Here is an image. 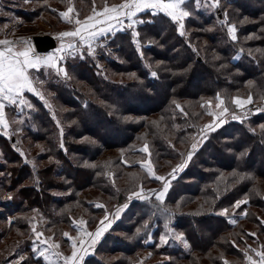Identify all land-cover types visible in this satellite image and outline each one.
Listing matches in <instances>:
<instances>
[{"label": "trees", "instance_id": "obj_1", "mask_svg": "<svg viewBox=\"0 0 264 264\" xmlns=\"http://www.w3.org/2000/svg\"><path fill=\"white\" fill-rule=\"evenodd\" d=\"M31 1L39 3L45 0ZM54 1L63 2L65 0ZM85 2L91 5L95 1L85 0ZM47 6L27 10L20 7L17 2L8 0L1 6V9L12 12L13 18L10 19V23L13 22V24L9 26L18 27L26 22H33L32 20L39 18L42 12L58 16L60 12L57 9L48 4ZM83 8L80 6L79 10ZM252 8H254L252 17L260 16L264 21V0H252L250 3L248 0H222L221 7L211 16L206 17L205 12L196 11L197 19L202 20L197 24L201 26L210 21L216 24L214 30L208 32L211 48L203 47V50L210 51L211 54L208 56L213 64H217L219 57L225 56L226 62L231 68L242 69L245 73L262 80L260 77L264 73L262 68L259 70L258 65L254 63V58L249 56L246 48L239 46L237 40L229 35L228 25H237L236 21H238L237 15H234L235 13L232 11L236 10L247 16ZM222 10L227 11V14ZM223 17L226 21H222ZM14 18L21 22L15 23ZM145 18L147 20H144V24H141L137 30L138 36L135 34V29L120 27L122 29L105 36L106 38L102 37L106 42L104 49L110 52L108 55L105 50H98L99 55L93 57L90 53L95 48L92 49V47L93 45L97 47L100 42L93 43L92 46L86 45V49L84 48L81 53L71 52L66 56L62 63L66 76H60L53 70L47 73L43 70L38 73V76H46L44 91H46L47 95H45L48 101L43 102L35 95L28 96L30 109L24 113V120L20 123L22 134L19 138L23 143L30 141L29 148L31 149L41 145L43 151L36 157L37 162L41 163L48 159L51 161L54 159V161L42 169L38 170V167L35 169L31 163L26 161L27 159L20 157L21 154L16 151L21 146L16 136L6 139V141L0 140L3 150V158L0 160L2 176L0 189L11 195V199L8 200H1L4 197L0 195V223H6L8 216L14 217V222L9 227L7 226L8 232L14 235V238H18L19 235L13 232L16 228L21 230L25 228L26 219L20 215L29 213L34 206L38 207L34 198L46 196L53 200V203L61 205L62 208L66 207L67 203H72L76 200L71 194L72 184L78 181L76 178L79 172L86 173L84 170L88 168L89 164L97 163L104 150L129 149L136 139L132 137V129L136 133L139 130L134 125L143 119H148L152 114H160L163 119L160 123L165 122L168 129H171L172 134L175 135V140L172 142H168L165 137L160 139L158 145H161V157L164 160L168 158L171 160L180 159L179 140L181 142L182 140L179 138L184 140V136L189 131L182 124L185 121L183 114L173 110L176 109L174 104L168 105V103L175 101L174 99H179V101L197 100L203 96L214 95L220 88L213 82L215 79H219L215 73H210L204 65L206 62L204 53L207 52L203 53L196 42L192 43L181 35L177 24L169 16L150 14L149 18ZM143 33L144 35H142ZM238 36L241 38V34ZM151 61L170 66V69L166 66L170 74L164 75L165 71L163 72L161 68L159 70L152 69ZM101 65L105 66L100 68ZM175 70L186 71L184 79L180 80L179 91H176L177 82L173 83ZM153 73L155 76L152 75ZM137 74L139 79H137ZM115 75L116 78H114ZM120 75L121 79H119ZM126 76L127 78H125ZM169 79L172 82L166 84L167 87L164 90V82L166 83ZM176 80L179 82V78ZM261 83L263 85V81ZM166 90H169V93ZM66 107L69 109L68 111H65ZM256 118L264 123V114H260L254 119ZM218 132L214 139H211L208 147L213 150V155L208 156L207 159L199 158V154L193 157L187 170L173 182V190L175 187L177 189L183 185L184 191L180 195L188 197L202 196L206 193L215 195L213 197L214 207L203 214L179 213L168 209L165 203L170 201V197H167L162 203L154 198L155 195L153 198L151 196L140 201L133 200L132 195L137 188L132 183L128 186L123 184V179L127 178L115 167L129 171L142 169L137 162L129 163L127 161V158L135 155L134 153L138 155V152L135 150L132 154L125 152L122 156L115 158L111 167L112 170L118 171L117 180L121 181L120 185L112 186L109 181L99 177V188L103 192H111L110 195L107 193V196H111L113 199L104 200L106 206L102 207H97V202H86V207L92 213L98 214L106 212L105 208L111 203L113 206L126 205L127 208L122 212L119 220L116 218L117 221L106 233L97 249L96 256L90 258L85 264L97 261L99 264H106L98 258V254L104 251L102 247L109 249L111 254L121 253L128 248L129 250L127 249L125 252L128 255L132 254L134 250L131 245L117 233L129 232L138 248L154 249L158 247L161 233L165 232L164 229L169 223L175 233L180 231L184 235V239L187 237V242L192 244V247H195L194 244L201 243V231L199 230L201 227L207 229L213 238H220L222 235L233 232L236 235L233 236V239L236 241L240 240V237H237L238 234H248L249 227H255L257 234L261 236V245H263L264 211L261 213L257 209L264 210V194L256 195L253 202L251 200L245 203L240 210H236L238 214L234 215V218L223 214V210L232 209V203L239 200L241 196H237V193L242 192L248 185H244L240 191L242 183L248 180L247 176L250 172L254 171L256 175L264 178V142L260 140L264 138V132L259 131L261 136L258 137L259 134H256L254 128L251 130L250 127L240 124H230ZM218 137L233 138L237 156L228 157V155L218 153L219 149L216 147L218 144L213 142ZM252 138L255 140L253 141L254 145L249 147L248 141ZM258 138L260 139L258 140ZM174 145L176 150L167 151L168 146ZM107 163L109 164V162ZM105 164L94 166L95 174L104 172V168L107 166ZM209 168L213 170L209 171ZM216 171H237L242 178H239L238 182L237 179L230 177L229 181L235 186L231 191H228L227 185L232 184H228L227 180L223 182L217 179ZM44 175L52 177L53 180L56 179L55 184L47 182L45 185L42 179ZM193 178L196 180L192 181ZM212 179L213 187L210 188V191H208L209 189L205 192L199 190V186L209 184ZM65 180L67 182H64ZM57 181H63L64 185ZM106 183H108V187ZM114 187L116 190L113 189ZM52 190L65 192V194H51ZM245 211L246 214H244ZM60 216L61 213L58 212L52 216L46 215L49 221L45 225V230L55 226L58 222L64 223L66 219L64 220ZM233 221L235 222L233 223ZM184 222L187 223L184 224ZM6 233L5 228L0 230V240L5 237ZM249 236L252 237V235ZM224 237V242L217 244V241L214 240L211 244L224 245L227 254L230 251L235 255L233 245L235 241L227 236ZM169 239V243H166L169 256L183 261L190 259L192 253L186 252L175 235ZM24 251L28 250L24 249ZM238 255L239 258H242L240 253ZM32 261L43 264L41 259H32Z\"/></svg>", "mask_w": 264, "mask_h": 264}, {"label": "rangeland", "instance_id": "obj_2", "mask_svg": "<svg viewBox=\"0 0 264 264\" xmlns=\"http://www.w3.org/2000/svg\"><path fill=\"white\" fill-rule=\"evenodd\" d=\"M72 1L73 0L55 2L54 0H45L44 2L38 3L32 2L31 0H13V2H17L20 7H24L27 10L45 7L47 6V4L54 9H57L60 13L68 12L69 8L72 9L71 12H68L67 18L63 17L60 13H58V16H53L42 12L39 15V18L37 17L32 20V23H34L35 26L32 32H29L30 35L32 33H41L45 31L56 34V37H59V41L61 44L59 46V51H63L64 56L66 54L68 55V50H66V48L74 46V48L78 51L79 49H81V44L83 45V49L85 48V42L88 44L87 46H92L90 43H94L95 41H97V43L100 42L97 47L93 45L92 49L97 48V50H105L104 46L106 42L103 39L106 38L105 36H107V34H113L119 29H122L120 28L121 26L123 28H126L127 25L128 28L135 29V34L138 36L137 30L139 26H141V24H144V20H147L145 17L149 18L150 14L166 15L164 12H160L158 8H142L137 11L135 8L121 9L120 7H118L122 4L128 3L129 0H94L95 2H92L91 5L86 4L85 0H75V3H72ZM221 2L222 0H189L187 1V5L183 6L182 8L183 10L186 8L184 11H187L189 15L178 20L172 19L177 24L178 31L181 35L185 36V38L192 43L196 42L197 46L201 48L203 53L204 51L207 52L204 53V55L206 56V62L204 65L209 69L210 73H215V75H217L219 80L215 79L213 84H218V88H220L219 91H217L214 95L203 96L200 97V99L198 98L197 100L194 99L179 101V99H174L175 101H169L168 105L174 104L173 106H175L176 108L173 110H177L179 113L181 112V114H183L182 116L183 118H185V121L182 122V124H184L185 128L189 131V133L184 136V140L182 138H179L182 140V142L179 140L180 159L171 160L168 158L167 160H164L161 157V145H158L160 139H164L165 137L168 142H172L173 140H175V135L172 134L171 129H168L165 122L160 123V121H163L161 115L158 113L152 114L150 117H148V119H143L138 124L136 123L137 125H134L139 129L137 133L134 131V129H132V137L136 138L135 141H133L134 145H130L129 149L121 148L114 150H104L98 162L94 163V165L89 164L88 168L84 170V172L86 173L79 172V175L76 178L78 181L72 184L73 191L71 194L74 198H76V200H74L72 203H67L66 207L62 208L61 205L53 203V200H50L46 196H37L36 199L34 198V202H36L38 207L34 206L32 208V211H30L29 213L20 215L24 216L26 219L25 228L22 230L18 228H16L14 231L12 230L13 232L19 234L18 238L20 239L14 238V235H11V233H9V230L7 229L6 223L7 221H9L8 218H14L13 216H8L6 223H0V230H3L5 228L7 232L5 234V240H0V248L4 249L3 254L5 257H7L10 252L11 257L9 260L15 261L17 258H19L20 255L16 254L17 250H21V253L24 254L21 264H33L34 262H31L32 259L34 260L37 256V244L55 246L58 252H63L65 255H69L71 253V247L69 245V241H67L66 239L69 234H72V237L75 236V240L80 244L81 242H89L88 238H92V240H95L97 235L95 236L94 232H96L98 228L102 230L106 228L105 230H107L111 225V221L117 218L123 212V205L113 206V203H111L105 208L106 212L98 214L92 213V211H90L86 207V202H97L96 206L102 207L103 205L106 206V202L104 200L113 199V197L107 196V193L109 192H103L102 189L99 188V180L101 179V177H103V179L105 181H109L112 186L114 185L115 187H118V184L120 185L121 181L117 180L118 171L112 170L111 166L114 162L113 160L119 156H122L125 152L127 154H132L133 150L137 151L138 155L134 153L135 155H131L129 158H127V161H129V163H131L132 161L137 162L142 169L129 171L127 169L120 170L118 167H115V169L119 170L121 174H125L127 178L123 179V184H127L128 186L132 183L137 188L132 197L139 194L143 188H147L152 192V198L155 195L154 198L161 203L164 202L167 197H170V201H167L165 203L166 207L179 213L182 212L189 214H203L204 212L210 211L214 207V194L206 193L202 196L197 197L180 195V193L184 191V189L182 188L183 185L179 186L180 188L177 189L175 187V189L173 190V182L187 170L188 166L192 162L191 159L193 157L199 154V158L207 159L208 156L210 157L211 155H213V150L208 149L209 144L211 142V139L213 140L214 136L219 133L218 131L224 129V127L230 124H240L242 126L250 127L251 130L252 128H254L256 134H259V131L264 132V123H262L263 121L257 118L254 119L257 116H260V114H264L263 108L261 107L260 110L255 112L248 111L251 106L260 105V102L262 101V98L264 96V73L261 74L260 77L262 78V80H260L259 78H255L251 74L245 73V71H243L242 69L231 68L227 64L225 56H222L221 58L219 57V60L217 59V64H213L209 60L208 56L211 54L210 51L203 50V47L205 46L207 48H211V44L208 38V32L214 30L216 24L215 22L210 21L209 23L200 26L197 23L202 22V20L197 19L198 17L196 14L199 11L205 12L206 17L211 16L214 12L216 13V10H218L219 7H221ZM248 2L250 3L252 2V0H248ZM80 6H83L84 8L79 10ZM106 8L108 9V11H105ZM113 8H115L116 11H112ZM253 9L254 8H252V10L248 12L247 16L238 13L236 10L232 11L235 13L234 15H237L236 19L238 21H236L237 25H228L230 31L229 35L232 38L233 36H235L234 40H237V44L246 48L249 56L254 58V63L258 65V69L261 70L262 68L264 72V21L261 20L262 18L260 16L256 18L252 17L253 15L251 14ZM222 12L227 14V11L225 10H222ZM129 13L132 14L130 15ZM77 21H80V23L78 24ZM222 21H226V19L223 17ZM14 22L17 23L21 21L14 18ZM11 24H13V22ZM181 24L183 25V28L180 27ZM77 29L80 30L79 36H61L62 33L74 32ZM93 33L95 35H93ZM240 34L241 38H239L238 36ZM142 35H144V33ZM85 36L87 37V39H81V37L84 38ZM60 37L62 38L60 39ZM102 40L103 43H101ZM80 52L82 51L80 50ZM108 52V50L105 52L106 55H108ZM57 56H59V54H57ZM104 66L105 65H101L100 68H103ZM150 66L152 67V69L157 70L161 68L163 72L165 71L164 75H168L169 73V70H167L166 66L169 69L170 66L165 65V63L151 61ZM185 72V70L176 71V74H174L173 76V83L176 84L177 82L176 91H179V88L181 87L180 80L184 79ZM116 77L117 76L115 75L114 78ZM35 78L37 84L40 86L43 92V96L41 95L40 99H42L41 97H43V102L48 101V99L46 98V91H44V82L47 81L46 76H37ZM121 78L122 77L120 75L119 79ZM125 78H127V76ZM177 78H179V82L176 80ZM137 79H139L138 74ZM261 81H263V85ZM170 82H172L171 79H169V81H167L166 83L164 82V90L167 87L166 84ZM166 91L169 93V90ZM26 104L27 105L24 108V113L30 109L29 101H27ZM185 108L188 109L189 112ZM68 110L69 109L66 107L65 111ZM17 125L19 130L13 129V131L15 132V135L19 139L21 145L16 149L21 154L20 157L27 159L26 161L31 163L35 167V169L38 167V170L46 167L48 164L53 162L54 159H52L53 161L48 159L41 163L37 162L36 157L43 151V148H41V145H38L35 148L31 149L29 148L30 141L29 143H23V141L21 142V139L19 138V136L21 137L22 134L19 132L21 131L20 124H15L14 127ZM232 132L234 133L235 130L233 129ZM259 136L261 135L259 134L258 137ZM259 139L260 138H258V140ZM260 140L264 142V138ZM253 141H255L254 138L248 141L249 147L254 145ZM213 142L218 144V146H216L219 149V151H217L218 153L228 155V157L237 156V148L236 144L233 142V138L224 139L218 137ZM167 149V151H169L170 149L176 150L175 145L168 146ZM2 158L3 153H0V159ZM107 162H109V164ZM104 163H106L105 165H107L104 168V172L95 174L96 171H94V166H99ZM208 170L212 171L213 169L209 168ZM91 173L93 174L91 175ZM215 173H217V179H220L223 182L227 180L228 184L231 183L229 181L230 177L232 179H237L238 182L240 181L239 178H242L241 174L237 171H216ZM1 177L2 176L0 174V178ZM158 177L162 179H158ZM247 178L248 180H245L244 183H242L240 191H242L244 185H248L242 192L237 193V196L240 195L241 197L238 201L232 203L233 208L228 209V211H226L228 213L223 210V214H227L228 216L233 217L234 215L238 214L236 213V210H240L245 203H248L251 200L253 202V200L256 198V195L261 196L264 194V178L256 175L254 171L250 172ZM42 179L45 185L47 184V182L53 184H55L56 182V179L53 180L52 177L45 175ZM194 179L195 178L191 180L194 181ZM57 182L63 184V181ZM64 182H67V180H65ZM107 184L108 183H106V186ZM231 184L232 185H227L228 191H231L234 188L233 186H235L233 183ZM165 186H167L166 191ZM115 187L113 188L114 190H116ZM211 187H213V179L209 184H203L202 186H199V190L201 189L202 192H205L209 189L208 191H210ZM171 190L173 191L171 192ZM244 191H246V193H244ZM50 193L56 195L65 194V192H61L58 190H52L50 191ZM161 193H163L162 199L158 198ZM242 193L243 195H241ZM110 194L111 192L109 193V195ZM0 195L4 197V200L11 199L9 197L11 195H9V193L7 192H3L1 189ZM238 203L239 207H236ZM120 207L122 208L120 209ZM257 210L261 213L264 211L262 209ZM57 212L61 213V218H63L64 220L66 219L65 222H54L57 223L55 224V226L45 230V225L49 221L46 218V215L52 216ZM244 214H246V211ZM166 221L170 222L169 220ZM81 222L85 223L83 225L88 229V231H86L88 233V236L81 233H76L75 235L77 226ZM186 223L187 222H184V224ZM169 227H171V225ZM199 230L201 231L200 236L202 240L199 245L194 244L195 247H192V244L187 242V237H185L184 239V235L180 231L179 233H175L174 231H172L171 235L182 237V239H179V242L184 246L186 252L192 253L190 259L184 261L169 256V249L166 247V243L169 237L166 238L161 236L159 239L160 242L158 244V247L145 250L138 248L135 245L136 243H134V240L131 237V233L129 232H125V234H117L124 238L127 243L131 245L132 249L134 250L132 254L128 255V253L125 252L128 248L123 250L124 252L122 251L121 253L111 254L109 252V249H105L102 247L104 251H101L100 254H98V258L106 264H250L252 258L259 257L258 255L255 256V254L264 253V238L262 240L263 245H261V236L257 234V229H255V227H249L248 230V234L252 235V237L248 234H238L237 237H240L239 241L233 239V236H236L233 234V232L227 235H222L220 238H213V236L210 235L209 231L204 227H201V229ZM223 236H227L228 238L235 241L233 242L236 252L235 255L231 254L230 251H228L227 254L224 245H216L215 243L211 244V242H214V240L217 241V244L219 242H224L225 237L223 238ZM128 241L131 243H129ZM24 249L28 251L25 252ZM30 252H36V254L31 256ZM239 253L241 254L242 258H239ZM5 257L4 260L6 259ZM249 257H251V260L249 259ZM3 263H6V261ZM12 264L17 263L13 262ZM92 264L99 263L97 261Z\"/></svg>", "mask_w": 264, "mask_h": 264}, {"label": "crops", "instance_id": "obj_3", "mask_svg": "<svg viewBox=\"0 0 264 264\" xmlns=\"http://www.w3.org/2000/svg\"><path fill=\"white\" fill-rule=\"evenodd\" d=\"M187 1H189V0H184V4L181 5V8H183V6L187 5ZM5 2L6 1L1 2V0H0V18H1V20H0V40H8V41L12 42L8 46H11L14 51H22L26 47H30L31 51H32L33 48H35L34 44H33V40H32V38L34 36L47 35L48 34V35L56 37V34L46 32V31L41 32V33H32L30 35L29 32H32V30L35 26L34 23H32V22H26V23H24L18 27L9 26V25H12L10 23L11 22L10 19H12L13 14L10 10H2L1 9V6ZM146 9H151V8H146ZM158 10L160 12H164L161 9H158ZM126 27H128V26L126 25ZM56 38L58 40L57 48L50 51V52L45 53V56H44V57L52 56L53 60L48 64L41 63L37 67L30 68L28 70L29 75L32 78L33 87H34L35 91L25 90L20 97L16 98L17 103H15V104H11L8 101L2 102L4 105V109H3L4 120L7 121V127H5L3 123H0V140L6 141V139H9L8 133L10 130H13V129L19 130L18 125L15 126L16 128L14 127V125L20 124L24 120V117H25L24 116V108L27 105L26 104L27 101H29L28 96L29 95H35V96H38L39 98L41 95L43 96L42 89L37 84V81L35 78L38 76L39 72L44 70L45 73H47L48 71L53 70L56 73H58V75H60V76H66L65 67L62 65V63L65 60L67 54L64 56L63 51L62 52L59 51V46L61 44L59 41V37H56ZM61 38L62 37H60V39ZM83 39H87V37L85 36ZM94 43H97V41H95ZM90 44L93 45V43H90ZM86 45H88V44L85 42L84 47ZM8 46L0 45V49H3L4 47H8ZM65 47H67V46H65ZM80 48L81 49H79L77 51V49H75L74 46H71V47L66 48V50H68L67 51L68 54H71V52L81 53L80 50L83 51V45L82 44L80 45ZM57 54H59V56H57ZM41 98H42L41 100H43V97H41ZM21 100H23L24 103H21L20 102ZM19 132L22 133L21 131H19ZM0 153H3L1 143H0ZM10 198H11V196H10ZM1 200H4V198H2ZM122 207L124 208V210H126V208H127L126 205H123ZM122 207H120V209ZM121 215H122V213L117 217V220L120 219ZM117 220H116V218L114 220H112L111 225L108 227L107 230H105L106 228L103 230L98 228L100 230L99 235L96 234L98 231V229H97L96 232H94L95 236L97 235L95 240H92V238H88L89 242H86V243L85 242H81L80 244L77 243V241L75 240V236L72 237V234H69L66 237V239H67V241H69V245L71 247V249H70L71 253L69 255H65L63 252H58V250L55 248V246L46 245V244H37L36 245L37 246V248H36L37 249L36 250L37 256H36L35 260L41 259L43 261V264H85L86 262L89 261L90 258H92L93 256H96L97 249H98L99 245L101 244L103 238L105 237L106 233L110 230V228L113 226L114 222H116ZM13 222L7 221L6 224L9 227ZM83 224H85V223H83V222L79 223V225L77 226V229H76L77 231L75 232V235H76V233H81V234H86L88 236V233L86 232V231H88V229L85 228V226ZM169 226H170V224L166 225V227L164 229L165 232H162L161 236L166 237V238L168 236L172 237L171 234H172L173 230ZM1 239L5 240V237H3ZM169 241H170V239H168L167 243H169ZM74 242H75V244H74ZM58 247H60V246H58ZM183 248H184V246H183ZM3 253H4V249H0L1 264H12L13 262H15L17 264L22 263V260H23L22 257L24 256V254L21 253V250L16 253V254H20V255H19V258H17L15 261L9 260L11 257L10 252H9L7 257H5ZM30 253H31V255L36 254V252L35 253L30 252ZM73 253H76L75 257H73ZM256 255L257 254H255V256ZM4 257L6 259L7 258L8 259L4 260ZM66 258H69V259L66 260ZM5 261H6V263H3ZM33 262L34 261H32L31 263H33ZM33 264H39V263H33ZM250 264H262L260 256L257 258L256 257L252 258V260L250 261Z\"/></svg>", "mask_w": 264, "mask_h": 264}, {"label": "snow or ice", "instance_id": "obj_4", "mask_svg": "<svg viewBox=\"0 0 264 264\" xmlns=\"http://www.w3.org/2000/svg\"><path fill=\"white\" fill-rule=\"evenodd\" d=\"M182 4H184V0H129L128 3L122 4L118 7H120L121 9L135 8L137 11L142 8H158L163 10L166 15L171 17V19L178 20L182 17H187L189 15L187 11H184L181 8ZM71 11L72 9L69 8L68 12ZM105 11H108V9L106 8ZM112 11H116V9L113 8ZM68 12L61 13V15L67 18ZM129 14L131 15L132 13ZM77 23L79 24L80 21H77ZM180 27L183 28V25L181 24ZM79 35V29L74 32H65L61 34V36L64 37ZM93 35L95 34L93 33ZM81 39H83V37H81ZM233 39H235V36H233ZM11 43L12 42L8 40H0V45L8 46ZM30 53V47H26L22 51H14L11 46L0 49V123H3L5 127H7V121L4 120V105L2 102L8 101L11 104H15L17 103L16 98L20 97L25 90L35 91L33 87L32 78L30 77L28 70L30 68L37 67L41 63L48 64L53 60L52 56L33 57ZM153 75L155 74L153 73ZM20 102L24 103L23 100H21ZM158 179L162 178L158 177ZM166 190L167 186H165V191ZM158 198L162 199L163 193H161ZM236 207H239V203L236 205ZM226 211L227 210H225V212ZM234 222L235 221H233V223ZM99 233L100 230L98 229L97 235H99ZM177 239H182V237L177 236ZM75 255L76 253H73V257H75ZM257 255L260 256L261 262L262 264H264V253H257ZM67 259L69 258H66V260ZM249 259L251 260V257H249Z\"/></svg>", "mask_w": 264, "mask_h": 264}, {"label": "built area", "instance_id": "obj_5", "mask_svg": "<svg viewBox=\"0 0 264 264\" xmlns=\"http://www.w3.org/2000/svg\"><path fill=\"white\" fill-rule=\"evenodd\" d=\"M4 1H7V0H1V2H4ZM93 57H97L99 55V51L96 49H93L92 52L90 53ZM31 55L33 57L35 56H39V57H44L45 56V53H39L35 48H33V50L31 51ZM261 107L263 108L264 110V99L260 102V105H253L249 108L248 111L250 112H255V111H258L261 109ZM262 111V110H261ZM16 135H15V132L13 130H10L9 133H8V137L9 139H12L14 138ZM152 196V192L147 189V188H143L141 190V192L137 195H135L133 197V200H136V201H140V200H143V199H146V198H149ZM9 221L13 222L14 221V218L12 217H9L8 218Z\"/></svg>", "mask_w": 264, "mask_h": 264}, {"label": "water", "instance_id": "obj_6", "mask_svg": "<svg viewBox=\"0 0 264 264\" xmlns=\"http://www.w3.org/2000/svg\"><path fill=\"white\" fill-rule=\"evenodd\" d=\"M35 49L39 53H47L57 48L58 40L51 35H38L32 38Z\"/></svg>", "mask_w": 264, "mask_h": 264}]
</instances>
